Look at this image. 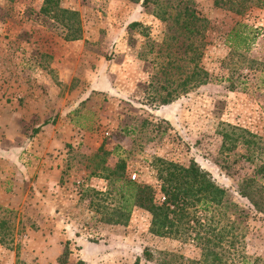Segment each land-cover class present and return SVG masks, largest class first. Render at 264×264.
I'll use <instances>...</instances> for the list:
<instances>
[{
	"label": "rangeland",
	"instance_id": "rangeland-1",
	"mask_svg": "<svg viewBox=\"0 0 264 264\" xmlns=\"http://www.w3.org/2000/svg\"><path fill=\"white\" fill-rule=\"evenodd\" d=\"M178 1L144 8L129 0H57V9L78 14L80 38L66 40L68 22L45 18L44 0H0V264H60L66 244V264H160L165 252L198 259L192 242L151 234L148 212L133 208L120 217L121 178L160 196L158 158L195 160L227 188L247 214L245 252L264 264V214L237 193L254 166L242 161L229 176L216 161L223 123L264 139L263 96L219 81L237 67L231 31L244 29L246 56L264 62V0H191L205 19L192 34L171 23ZM237 2L241 14L230 9ZM195 65L212 79L186 93ZM168 93L173 99L164 104ZM145 249L156 260H144Z\"/></svg>",
	"mask_w": 264,
	"mask_h": 264
},
{
	"label": "trees",
	"instance_id": "trees-1",
	"mask_svg": "<svg viewBox=\"0 0 264 264\" xmlns=\"http://www.w3.org/2000/svg\"><path fill=\"white\" fill-rule=\"evenodd\" d=\"M139 3L144 8L151 4L163 5V0H129ZM167 1V0H166ZM261 1V0H260ZM57 0H44L40 13L50 21L63 22L66 19L65 28L68 30L66 40L80 38V28L75 17L76 11L58 8ZM231 0H215L216 5L222 6ZM191 0H179L177 7L181 6V12L171 16V23L179 24L189 34L195 32V27L204 26L205 19L195 15L191 7ZM237 5H230L235 13L241 14L242 9ZM55 13L50 15V11ZM164 21H169L170 14L160 15L153 13ZM131 25H139L133 22ZM244 29L231 31L229 44L232 54L237 56L236 66L232 67L231 75L221 78L219 81L226 82L229 91L237 89L247 90L253 87L264 99V62L249 59L251 40ZM192 44H186V50ZM246 70V72H244ZM212 79L209 73L196 65L194 71L183 83L190 89L208 84ZM172 94L163 100L164 104L172 101ZM264 110V104L261 105ZM38 128L34 129V133ZM221 137V144L217 155V163L229 176H234V167L244 161L254 166L249 175L243 176L237 183L238 195L247 200L248 204L256 213L264 214V139L247 129L230 124H221L217 132ZM156 180L159 183V195L153 186L137 183L131 179L121 178L126 170L124 161L116 165V171L120 176L119 195L122 201L117 207L120 217L127 219L133 208H139L151 215L149 232L158 237H170L192 242L200 250L198 259H187L176 256L173 253H161L162 259L156 261L160 264H263L259 257H251L245 252L246 226H242V220L247 216L246 211L234 202L227 188L219 186L211 174L203 169L195 160L182 165L163 159H156ZM115 220V223H121ZM3 222H0V243H5V235L1 232ZM70 255L68 244L58 256L60 264H66ZM143 259L146 261L156 260L152 252L143 251ZM137 258L134 264H139ZM75 264H85L78 260Z\"/></svg>",
	"mask_w": 264,
	"mask_h": 264
}]
</instances>
